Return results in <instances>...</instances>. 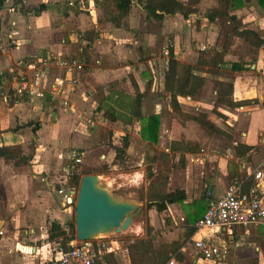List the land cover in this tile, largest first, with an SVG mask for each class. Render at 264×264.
<instances>
[{"label": "crops", "instance_id": "1", "mask_svg": "<svg viewBox=\"0 0 264 264\" xmlns=\"http://www.w3.org/2000/svg\"><path fill=\"white\" fill-rule=\"evenodd\" d=\"M73 1L77 0H22L21 3L17 0H6L5 5L0 9V78L3 74H10V80L5 79L4 83L10 82L12 88L18 86L22 79L30 75L27 67L29 57L39 48L45 49L44 52L50 56L65 55L81 58L78 51L81 52L82 46L86 44V40L82 38L83 32L95 30L97 35L90 50L91 53L99 54L94 62L86 63V72L81 77L78 86L63 96L75 106L73 112L63 110L58 102H52L49 95L44 98L25 95V100H16L14 103L0 101V147H18L21 154L19 153L13 159L23 160L15 163V160L0 157V264H34L35 254L40 249L44 250L50 246L46 236L51 222L53 220L63 222L70 215V211L61 208L59 203L61 196L56 190L62 188L58 185L65 182L64 159L70 158L71 155L74 156L73 148L84 140V137L80 136L83 131L80 125L83 123L79 121V118L89 116L92 111L101 106L95 97L96 88L104 87L107 81L111 84L117 83L118 80L128 78L130 75L135 79L139 93L150 87L152 77L156 79L155 61L157 62L158 59L154 56L155 54L148 53L150 55L148 58L144 55L139 56L140 48L143 51L148 49L151 51L150 47L155 39L151 29L152 23L144 17L140 6L135 5L136 7L131 11H119L113 20L98 22L100 11L92 6L93 0H90L88 10L90 14L88 15L75 10L72 13L68 12L70 9L66 7L69 6V2L73 3ZM98 1L101 4L105 2V0ZM233 14L242 19L243 24H248L249 28L255 26L264 29V14L258 8L252 7V11L244 13L238 10ZM176 15L167 16L160 22L159 36L173 32L180 40L181 35L186 33L183 34L180 28L183 18ZM134 20H137L136 24L133 23ZM216 20H207V23L201 24L202 28L204 25L207 26V45L214 44L216 41L219 31L215 24ZM184 21L189 23V20ZM255 27L253 29H256ZM174 45L179 46V42L176 41ZM188 50H174L175 58L181 59ZM164 53L167 56L165 49ZM263 54L264 52L260 53L252 64V68L257 69V74L252 76L251 85H247L245 79L236 88L233 83V100L237 105L233 108L223 106L224 116L221 114L223 117L228 116L225 122L231 125V114L234 115L237 112L243 124L240 127L245 128L241 131L243 137L230 140L231 145H226V148L218 145L222 141V135H224L222 133L212 135L208 140L207 159L213 160L218 168L215 181L207 183L208 195H222L228 184L235 178L244 181L251 176L253 171L251 165L253 164L255 168L262 171L261 182L264 187V162L261 161L260 164L253 162L259 158L255 154L256 149L251 148L239 157L235 147L239 142L247 146L260 144L264 148ZM244 67L246 68L247 64ZM244 73L246 71L242 74ZM144 76H148L146 84L143 83ZM160 85L163 89V78L160 79ZM1 86L0 83V88ZM150 89L153 90L154 86ZM105 94L109 101L107 108L115 109L120 108L118 103L121 96H131L115 86L109 91L106 90ZM192 103L193 100L189 96L179 98V104L184 112L187 110L184 106ZM41 109L44 110L43 114L49 112L47 117L41 115ZM45 109L48 110L45 111ZM160 110V102H155L154 105L149 104L146 108L142 105L143 115L151 111L160 114ZM36 115L39 117L37 118ZM161 119V126H163L164 120ZM141 123V120L134 122L137 134L141 130ZM174 125L170 139L180 140L184 126L178 124L174 127ZM130 138L133 136H128V141ZM141 142L145 145L146 141ZM130 150L131 146L127 150L128 156ZM114 155L115 152L111 148L104 156L109 162V160L113 161ZM140 158V163H143L144 152ZM241 164L245 166L242 167ZM179 189L184 190V188ZM216 189L219 195H216ZM184 191L187 196L184 202L173 203L169 206L170 209L177 208V214L182 221L187 219L189 212L187 205L193 201V196L189 195L187 190ZM260 227L264 228L260 225L233 227L224 230L222 236L226 235L231 238L233 230L236 229L242 240L251 237V231ZM191 246L202 262L220 264L221 259L216 262L205 260L193 245ZM227 248L229 250L228 246ZM261 252L259 247H254L258 262L261 258L264 259V251ZM190 262L196 263V259Z\"/></svg>", "mask_w": 264, "mask_h": 264}, {"label": "rangeland", "instance_id": "2", "mask_svg": "<svg viewBox=\"0 0 264 264\" xmlns=\"http://www.w3.org/2000/svg\"><path fill=\"white\" fill-rule=\"evenodd\" d=\"M180 1L184 3L187 2V0ZM93 3L94 4H92V6L98 8L100 11V18L98 19V22L103 20H112V11L114 8L108 0H105L103 4H101L98 0H93ZM217 5V0H200L196 6V14L190 15L188 18H184L179 14L176 15L183 18V24L180 25V28L183 34L186 32L184 35H181L180 40L173 32L169 31V33L165 36H159V33H161L160 22L162 21L147 19L150 23H152L151 29L155 39L150 47L151 51L149 49L143 51V49L140 48L141 50L139 52V56L143 57L144 55L148 58L150 57L148 53H154V56L157 57L158 61H155L156 79L152 77L150 87L145 88L143 91L145 97L142 99V105L146 108L149 104L154 105L155 102L161 103V110L159 114L160 127L157 143L148 144L145 142V145H143L141 142L143 140L141 130L138 134L135 131L137 130L135 129L136 124L134 125L133 123L131 125H126L121 121H112L104 114V110L109 105V101L106 99V90L109 91L110 88L115 86L121 91L129 93L133 97L138 94L137 89L139 90V88L137 84H135V79H133L130 75H128V78L118 80L117 83L111 84L107 81L104 87H99L98 89L96 88L95 97L98 102L101 103V106H99L100 108L97 107L89 116H86L85 118H79V121L83 123V125H80L83 130L80 133V136L84 137V140L82 143H78V146L73 148L74 156L71 155L70 158L64 159V168L66 167L64 172L66 176L65 182L59 184L58 186H61L63 189L70 186L68 173L72 169H76L79 173H82V176L85 174H98L101 179V184L108 188L115 197L137 202L142 206L141 211L133 218V221L126 230L108 236V239L115 242L113 246L116 249L114 248V250L103 259V261L107 258L106 261L110 264L131 263L127 246L136 238H149L153 245L158 247L173 240L182 241L185 237H187L186 233L188 228L185 226L186 220H181L180 216L177 214V208H171V210L169 207L170 205H167L166 209L161 211L157 205L148 206L149 204L156 203L153 194L174 192L176 189L184 188V190H187L189 195L193 196V200L201 199L205 193L203 203L206 205V197L208 196L207 183L214 182L218 174V168L214 164V161L207 159L209 138H211L212 135L215 136L219 133L224 134L222 135L223 138L221 143L217 144L222 148H226V145H231L230 140H236L243 137V135H241V131H244L245 128L240 127L243 124H241V118H238L237 112L234 115L231 114V117L229 116L232 119L231 125H228L225 122V118L228 116L223 117L224 115L222 114V111L224 105L217 104L215 102L216 94L213 93L215 90L214 84L217 79H223L234 83L236 88L240 86L242 84L241 81L245 79L247 85L250 86L252 76L257 74V69L252 68V64L255 62L258 55L264 52V45L260 48L253 47L246 43L243 39L229 34L228 21L226 18L215 19V24L219 28L218 35H216V41L214 44L207 45V26L204 25L202 28L201 24L203 22L207 23V19L205 17L207 11ZM89 6L90 0H77L73 1V3L69 2V6H67L66 9H70L68 12L71 13L79 11L88 15L90 14L88 11ZM135 7V5L132 6L129 11ZM252 7L259 9L255 0H249L246 3L236 1L235 3H232L229 11L232 14L236 13L238 10L240 13H244L245 11H252ZM34 10L37 11L35 8ZM144 17L146 18L145 13ZM184 20H189V23ZM138 22L141 23L139 20ZM133 23L136 24L137 20H134ZM245 25L248 26V24ZM140 26L143 27L142 25ZM254 27L255 26H253V28ZM255 28V30L264 35V29H260L258 27ZM176 41L179 42V46L177 45L175 47L174 44ZM224 45L227 47L226 53L223 57L225 64L223 67H217L219 68L217 70L216 67H212L207 64V59L216 51L221 50ZM169 48H172L173 52L174 50L179 49H189L187 54H184L181 59L176 60L181 66L183 64L196 65V73L205 77L203 87L199 90L196 96L192 97L193 103L189 106H184L187 109L184 110L190 115H197L200 113L211 115V111L222 114L223 116L219 119H216L215 115H211V122L213 121L212 118L215 121V130L212 133H209L204 127L193 120H182V118L173 111L170 102V94L164 90V75L167 60L164 49L168 52ZM40 49L46 51L43 48H39L37 50ZM77 50L78 48L76 51ZM78 52L80 54V51ZM86 55L88 56V60H82L88 64L90 62H94V60L99 56L98 53H91V51ZM202 59H204L205 62H201ZM233 61L242 65L247 64V67L242 71H234L230 68V64ZM245 71L246 73L242 74ZM161 78H163V89H161L160 85ZM147 80L148 76H144L143 83L146 84ZM8 81L1 86L2 88H0L1 102H4L3 98L5 97L7 98L6 102H9L10 96L8 94V90L13 91L11 93L13 95L16 92V86L12 88V84ZM151 86H154L153 90L150 89ZM123 97L126 99L125 101L128 100V96L126 97L124 95ZM262 105L264 107V100ZM231 108H233V106ZM48 109H45V111ZM40 111L42 112V115L44 110L41 109ZM47 114H49V112H46L43 115L47 117ZM146 115L147 114H145V116ZM36 117L38 118L39 115H36ZM89 118L94 120L93 126L89 125L87 121ZM161 118L164 120L163 126H161ZM178 124L184 126L182 131L183 135L180 140L188 142L192 146L196 145V148L198 149L196 152L184 153L182 150H171L170 142L173 141L170 139L172 136L171 131L173 130V125L175 127ZM141 128L142 123L140 129ZM125 134L133 136V138L129 139V148L131 146L130 155L123 162H116L115 164H113L111 160L107 162L104 155L107 151H110L113 145L119 144L121 142V138ZM257 136L259 137V134H257ZM257 143H259V141H257ZM250 147L256 149L255 154L259 157L258 160H254L253 162L256 164H260L261 161L264 162L263 145L256 144ZM14 148L18 151V155L19 153L21 154L18 147ZM142 152H144V158L143 163H140ZM78 154H81L79 155L81 158L80 162L75 161V157L78 156ZM12 160H15V163L23 161L22 159L18 160L17 158ZM141 166H143L142 169H140ZM251 166L252 170L253 168L255 169V164ZM63 171L64 170H62V172ZM215 192H217L216 195H219V191L217 189ZM74 213L75 211L69 212L70 215L68 218L63 220V222H74ZM147 229L149 230V233H147ZM68 232L71 233V230L69 229ZM251 233V237L242 240L240 239L236 229L233 230V237L229 238L226 235H224V237L222 236L229 247V251L228 255L221 259L219 263L244 264L256 262L257 264H264V259L261 258L260 262H258V258L254 253V247H259L260 253H262L261 251H264V228L260 227L256 230H252ZM47 236L46 239H48ZM49 242L50 247H54L55 242ZM242 242L244 243L240 244ZM191 245L192 243L189 237L182 246V251L180 248V251L186 256H184L186 261L196 259V263L192 262V264L211 263L202 262L198 255H196V252L192 249ZM103 264L106 263L104 262Z\"/></svg>", "mask_w": 264, "mask_h": 264}, {"label": "trees", "instance_id": "3", "mask_svg": "<svg viewBox=\"0 0 264 264\" xmlns=\"http://www.w3.org/2000/svg\"><path fill=\"white\" fill-rule=\"evenodd\" d=\"M113 5L112 20L116 17L119 11H129L133 5L140 6L142 11L146 15V19H153L157 21L164 20L167 16H174L176 14L181 15L184 18H188L192 14L197 13V4L200 0H187L186 3L180 0H108ZM236 1H241V3H246L249 0H217L218 5L216 7L210 8L205 17L209 21H213L219 18H226L228 21V32L232 36L239 37L243 39L246 43L253 47L260 48L264 45V35L259 31L247 27L237 15L230 13V8L232 3ZM6 0H0V9L5 5ZM21 3L22 0H17ZM259 7V10L264 14V0H255ZM43 6V5H42ZM41 6V7H42ZM28 10V9H24ZM97 32L95 30H88L83 32L82 38L86 40V44L82 46L80 56L82 59L88 60V54L91 50V44L95 40ZM227 47L224 45L221 50L216 51L211 57L207 59V64L212 67H223L224 55L226 53ZM201 59V57H200ZM264 60V54H263ZM201 62H205L204 59ZM217 68V70L219 69ZM230 68L234 71H242L245 69L244 65L238 62H232ZM197 66L190 64H183L182 66L176 60L173 49L169 48L167 52L166 60V70L164 75V90L170 94V102L172 109L175 113L182 118V120L188 121L193 120L204 127L209 133L215 130V121L211 115H215L216 119L221 117L218 112L211 111V115H206L200 113L197 115H190L184 112L179 104V98L183 97H194L197 95L199 90L203 87L205 83V77L196 73ZM10 74H3L0 78L1 85H4V80H10ZM215 102L228 107H234L237 104L233 100L234 85L231 81H226L223 79H217L215 81ZM13 91L8 90L9 102L14 103L16 100H25L26 96L11 94ZM13 96V97H12ZM145 97L143 92H139L134 97L129 96L128 101H124V97L119 98V109L113 107L106 108L104 114L107 118L112 121L121 120L125 124H133L135 121H142L141 136L144 141L148 144H155L159 137V127H160V116L155 114L153 111L149 112L146 116L142 113V99ZM100 108V107H99ZM215 119V120H216ZM129 141L128 135L125 134L121 138L119 144L113 145L111 148L114 150L115 155L113 159V164L116 162H123L128 157ZM170 148L173 151L182 150L184 153H193L198 149L196 145L192 146L188 142L183 140L171 141ZM251 150L250 146L243 143H238L236 145L237 156L241 157ZM18 151L11 147H0V157L5 159H13L17 157ZM82 173H79L76 169H72L68 173L69 184L72 187H78ZM253 184V177H247L242 185V190L248 189ZM154 200L156 203L149 204L148 206L157 205L160 210L166 209L167 205L173 203H183L186 198V193L183 189H176L173 193H154ZM203 198L199 200L191 201L187 206L189 207V212L186 220V227L188 228L186 236L182 241L173 240L169 243L160 245L158 247L154 246L149 238H136L131 243L128 244V254L131 260V264H164L171 257H174L179 264H192L190 261H186L180 248L184 245L187 238L195 231V222L201 217L205 211L206 205L203 203ZM70 212L75 211V204L70 205ZM72 214V213H71ZM184 220V221H185ZM65 225L68 226L67 231ZM75 228L73 221L60 222L53 220L50 224L48 230V240L56 243H60L64 249L68 248L67 242L69 240L75 239ZM147 233L149 230L147 229ZM107 256V255H106ZM102 257L96 261L95 264H110ZM244 264H257L256 262L244 263Z\"/></svg>", "mask_w": 264, "mask_h": 264}, {"label": "built area", "instance_id": "4", "mask_svg": "<svg viewBox=\"0 0 264 264\" xmlns=\"http://www.w3.org/2000/svg\"><path fill=\"white\" fill-rule=\"evenodd\" d=\"M86 65L79 57L50 56L42 49L37 50L29 57L27 63L30 75L16 86L15 94L34 95L39 98H44L46 94L50 96L52 102H58L63 110L73 112L75 106L63 96L78 86L86 72ZM3 99L7 100L6 97ZM87 121L90 126L94 125L93 119L89 118ZM75 161H81L79 155L75 157ZM251 176L253 184L246 190H242L244 181L235 178L222 195L209 194L206 197L205 211L196 220L195 231L190 236L193 247L203 259L216 262L228 255L229 250L222 237L224 230L250 225L264 226V187L261 182L263 178L261 169L257 167L253 169ZM77 191L78 187L72 186L56 190L61 196L59 203L63 210L70 211V205L75 204ZM65 228L68 226L65 225ZM54 244V247L40 249L35 254L34 264H95L115 248L113 246L115 242L108 237L86 241L75 238L67 242L66 249L60 243ZM164 264L179 263L171 257Z\"/></svg>", "mask_w": 264, "mask_h": 264}, {"label": "water", "instance_id": "5", "mask_svg": "<svg viewBox=\"0 0 264 264\" xmlns=\"http://www.w3.org/2000/svg\"><path fill=\"white\" fill-rule=\"evenodd\" d=\"M141 204L115 197L98 174L81 177L75 201V238L79 241L108 237L126 230L141 211Z\"/></svg>", "mask_w": 264, "mask_h": 264}]
</instances>
